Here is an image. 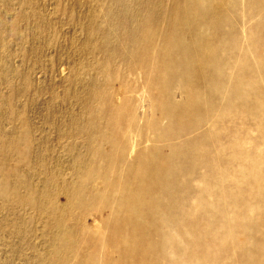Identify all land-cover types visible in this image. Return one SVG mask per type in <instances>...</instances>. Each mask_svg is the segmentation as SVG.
<instances>
[{
  "label": "rangeland",
  "instance_id": "374dc122",
  "mask_svg": "<svg viewBox=\"0 0 264 264\" xmlns=\"http://www.w3.org/2000/svg\"><path fill=\"white\" fill-rule=\"evenodd\" d=\"M0 264H264V0H0Z\"/></svg>",
  "mask_w": 264,
  "mask_h": 264
}]
</instances>
